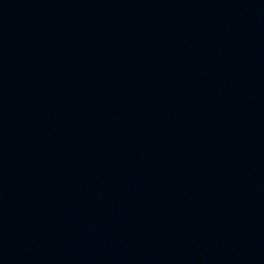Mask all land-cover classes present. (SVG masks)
<instances>
[{
  "label": "water",
  "instance_id": "1",
  "mask_svg": "<svg viewBox=\"0 0 264 264\" xmlns=\"http://www.w3.org/2000/svg\"><path fill=\"white\" fill-rule=\"evenodd\" d=\"M0 264H264V0H0Z\"/></svg>",
  "mask_w": 264,
  "mask_h": 264
}]
</instances>
